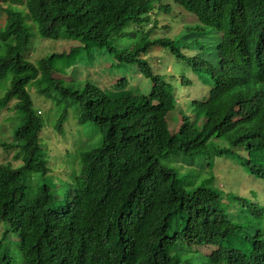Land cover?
I'll return each mask as SVG.
<instances>
[{
    "label": "trees",
    "instance_id": "1",
    "mask_svg": "<svg viewBox=\"0 0 264 264\" xmlns=\"http://www.w3.org/2000/svg\"><path fill=\"white\" fill-rule=\"evenodd\" d=\"M163 1L25 0V10L1 8L6 18L0 32V87H8L2 91L0 110L21 121L15 143L3 147L16 149L14 158L21 164H0V223L5 226L0 264L11 263L2 247L9 233L18 237L23 264H264V258L261 263L259 257L252 260L254 243L264 245V205L255 201L256 191H250L253 201L229 196L209 187L215 178L210 171L204 177L187 175L182 182L160 163L161 157L180 152L212 164L213 158L233 151L230 156L239 167L264 182V133L242 138L232 124L235 102L252 92L259 101L264 97V0H171L195 25L181 28L177 38L174 33L123 48L115 45L121 37H137L143 25L154 31L157 17L171 12ZM26 21L37 25L42 39L64 36L91 43V50L98 48L116 66L150 79L153 87L142 94L137 87L128 88L125 77L112 91L100 86L102 76L97 83L89 76L62 83L52 76V62L63 54L35 62L22 55L31 37ZM128 23L135 25L133 30H124ZM214 32L219 37L211 52L192 39ZM153 47L167 49L197 69L209 64L208 56L215 57L205 77L208 97L197 105L201 114L194 111V118L187 117L177 130L169 127L176 105L172 88L146 60ZM183 47L205 57H188ZM180 76L182 84L190 83ZM31 81L40 95L63 107L55 130L61 131L69 108L80 125H95L99 133V142L89 148L84 140L75 144L82 149L83 169L73 176L63 199L44 180V121L32 108L26 88ZM95 169L102 177L100 193L85 197L80 187L88 188L86 178ZM30 178L37 184L34 195L25 191ZM238 213L234 218L241 223H234ZM213 247L208 255L199 250Z\"/></svg>",
    "mask_w": 264,
    "mask_h": 264
},
{
    "label": "rangeland",
    "instance_id": "2",
    "mask_svg": "<svg viewBox=\"0 0 264 264\" xmlns=\"http://www.w3.org/2000/svg\"><path fill=\"white\" fill-rule=\"evenodd\" d=\"M163 3L170 5L171 12L163 13L157 17V26L154 31L149 32L151 28L150 24L143 25L138 29L140 32L137 34V37L131 39L121 37L119 40H115V45L123 48L131 44L137 45L145 38L169 37L174 33L176 34L172 38H177L180 34L177 32L181 28L191 23L195 25V19L187 15L184 10L182 11L171 0H164ZM4 7L19 11L25 10V0H0V32L3 29L6 18L5 13L2 11ZM26 23L31 26L29 28L31 37L27 49L22 55L30 61L35 62L41 58L50 56L52 53L63 54V57L55 59L52 62V76L62 83H78L84 81L88 76L91 81L97 83V77L102 76L104 78L100 86L107 91H112L113 84L120 78L125 77L131 83V85H128V88L129 86L133 89L137 87L135 90L142 94H144L145 89H149L150 91L153 87L150 79L143 76L140 77L137 72H131L127 66L121 64L116 66L107 55L100 54L98 48L91 50V43L80 42L76 39L65 38L64 36H61L58 40L42 39L37 34V25L29 21H26ZM134 26L133 23H128L124 27V30H133ZM218 37L219 35L214 32L206 36H195L192 39L196 40L198 44H203L211 52V48L214 50L213 44ZM84 46L86 48L82 50L81 47ZM183 52L192 58L205 57V53L194 52L187 47H183ZM208 58L211 67L206 71V67L209 64L197 69L193 63L177 59L167 49L153 47L149 51L146 57L149 66L155 73L164 77L165 81L170 84L175 96V109L171 112L173 115L169 118V127L171 129L177 130L185 123L187 117L192 119L195 116L193 111L194 106L192 107L194 101H201L207 95L208 86L202 82H205V77L212 70L214 62L211 60H214L215 57L212 56L210 58L208 56ZM129 67L135 70L134 66ZM180 75H182V78L189 79L190 83L182 84ZM199 75L204 77H199ZM6 87L8 85L0 87V97L3 96L4 92L2 91ZM26 88L32 99V108L44 121V127L40 133L42 148L45 150V165L47 167L44 180H46V184L52 189L53 194L59 197V199H63L68 188L72 187L73 176L78 175L83 169L79 159V152L82 149H79V146L77 148L75 144L79 140H84L87 141V148H89L99 142V133L95 129V125L90 124L88 127L80 125L76 112L69 108L66 109V120L62 124L61 131L58 132L55 130V124L62 113L63 107L56 105L55 101H49L40 95L37 89L39 87L34 81L29 82ZM8 106H10V102ZM14 115L15 113H10L5 108H1L0 110V164L11 163L13 167H18L21 162L14 158L17 150L12 149L8 151L3 147V145H13L15 143L14 131L21 124V121H19V116L15 117ZM76 148L79 150L74 151ZM232 152L222 157L213 158L212 164H206L200 156L188 157L180 152L161 157L160 163L178 174L182 182L186 179L187 175H197V173H200L204 177L210 171L215 175L214 180L209 183L211 188L228 193L229 196H243V198L249 201L254 200L250 194V191L254 190L258 193L255 201L260 205H264V186L262 184L264 182L244 171L241 166L239 167L237 160L234 159V155L230 156ZM86 177L88 176L86 175ZM86 179L89 183L88 188L83 190V187H80L81 195L96 198L102 186V177L99 169L92 171L90 178ZM220 185L222 189L219 188ZM24 186L25 191L27 190L31 195H34L37 191L36 181H33L31 178L25 179ZM185 191H187L186 187ZM238 215L239 213L233 215L232 220L234 223H241L240 219L234 218ZM261 218V216L258 217V219ZM262 226H264V223ZM4 228L5 226L0 223V237ZM18 241L17 235L9 233L7 242L3 243L4 254L10 258V264H23ZM214 249L215 247L199 248L200 252L206 255L210 254ZM263 256V246H256L252 259L259 257L261 260Z\"/></svg>",
    "mask_w": 264,
    "mask_h": 264
},
{
    "label": "clouds",
    "instance_id": "3",
    "mask_svg": "<svg viewBox=\"0 0 264 264\" xmlns=\"http://www.w3.org/2000/svg\"><path fill=\"white\" fill-rule=\"evenodd\" d=\"M202 83L207 84L206 82H202ZM207 86H208L207 87L208 93L203 97L204 100L208 97L210 90L209 84H207ZM199 101L200 100L194 101V104L192 105V107L194 106L193 111H195L197 114H201V109L197 108V105L201 103V101L200 102ZM233 111L236 113V116L232 119V124L234 128L240 130L238 134L239 137L244 138L250 135H253V137H258L260 134L264 133V97L263 96L259 101L256 93L252 92L251 94L246 95L245 98L239 99L237 102H235V104L233 105ZM219 188L222 189L221 185ZM224 194L229 195L228 193H224ZM255 235L257 234H253L252 236ZM254 244L255 247L262 245L264 248V245L260 244L259 242ZM263 258L264 256L262 257L261 260H257L258 263H261ZM252 260H256V259H252Z\"/></svg>",
    "mask_w": 264,
    "mask_h": 264
}]
</instances>
